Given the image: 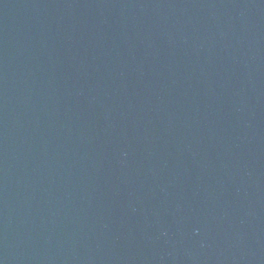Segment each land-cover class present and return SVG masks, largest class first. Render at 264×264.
Wrapping results in <instances>:
<instances>
[{"label": "water", "instance_id": "water-1", "mask_svg": "<svg viewBox=\"0 0 264 264\" xmlns=\"http://www.w3.org/2000/svg\"><path fill=\"white\" fill-rule=\"evenodd\" d=\"M0 264H264V0H0Z\"/></svg>", "mask_w": 264, "mask_h": 264}]
</instances>
